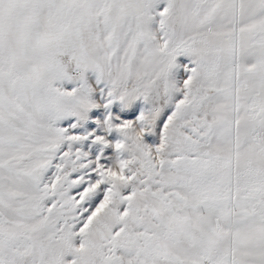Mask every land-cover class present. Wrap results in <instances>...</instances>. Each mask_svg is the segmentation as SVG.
<instances>
[{"label": "snow or ice", "instance_id": "6c2138e0", "mask_svg": "<svg viewBox=\"0 0 264 264\" xmlns=\"http://www.w3.org/2000/svg\"><path fill=\"white\" fill-rule=\"evenodd\" d=\"M0 264H264V0H0Z\"/></svg>", "mask_w": 264, "mask_h": 264}, {"label": "rangeland", "instance_id": "374dc122", "mask_svg": "<svg viewBox=\"0 0 264 264\" xmlns=\"http://www.w3.org/2000/svg\"><path fill=\"white\" fill-rule=\"evenodd\" d=\"M189 58L185 56H178L177 57V63L179 65H183L188 63ZM175 75L177 78L183 75L182 68L178 70H174ZM85 78L89 84L93 88V93L91 96V99L98 105V107L90 109L88 113V119L85 120L82 123V126L80 128V134L86 135L88 132L92 131L93 128H97V125L95 124V120H102L103 116H106L108 114H111L114 118L119 116L120 119H135V116H123L122 113L131 110L132 107H135V113L136 115H139L141 108L144 106L143 102L141 100H132L129 104L121 105L120 101L116 100L114 101L109 107H104V100L102 99V93L101 89L104 88L103 82L97 83L96 82V73L92 69H88L85 71ZM54 87H59L64 90H70L72 87H74V84L72 82H69L67 80H61V81H55L53 82ZM95 113H100V116H95ZM94 117V118H93ZM73 118L69 117L67 120L62 119L58 121V125L63 127L66 123H68ZM89 124L92 125V128L89 127ZM99 129L97 128V131ZM115 134H112V136L109 137L110 140H114ZM145 142L148 144H154L156 141L155 133L146 135ZM97 148L98 146L91 145L89 141H85L82 145V150L89 152L91 155L92 149Z\"/></svg>", "mask_w": 264, "mask_h": 264}]
</instances>
